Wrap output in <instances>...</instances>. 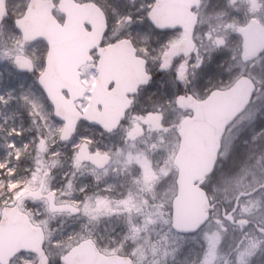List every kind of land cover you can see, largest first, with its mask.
<instances>
[{
    "label": "snow or ice",
    "instance_id": "obj_1",
    "mask_svg": "<svg viewBox=\"0 0 264 264\" xmlns=\"http://www.w3.org/2000/svg\"><path fill=\"white\" fill-rule=\"evenodd\" d=\"M78 2L103 17L82 94L24 31L31 0H0V64L31 80L0 72V264H264V0ZM121 51L134 76L107 78Z\"/></svg>",
    "mask_w": 264,
    "mask_h": 264
},
{
    "label": "water",
    "instance_id": "obj_2",
    "mask_svg": "<svg viewBox=\"0 0 264 264\" xmlns=\"http://www.w3.org/2000/svg\"><path fill=\"white\" fill-rule=\"evenodd\" d=\"M51 5V4H50ZM48 8V5H47ZM39 9V8H38ZM40 10H45V8H41ZM37 13V11H35ZM180 14V9L175 6V0H165L164 6L160 8L159 15L161 19H167L173 16H176ZM35 17L31 15L30 17H27L24 20L23 23V29L24 31L28 32H34V38H51L56 41L57 45H60V42L58 43V38L62 35V29L59 27L57 22L54 20V18L51 15V11L48 9L47 13L41 14L40 18L37 19V25H33V20ZM64 30V29H63ZM253 31H249L248 36L246 38V45L248 48L252 47V45L255 42L256 36L255 33L252 34ZM123 51L119 53H110L109 56L107 57L106 60V77L107 78H115L119 77L120 79L122 78L123 70L128 69V67L131 65H125L122 66L120 62L124 60H128L127 55H121ZM59 60V58L57 57ZM57 61V60H56ZM128 62L129 61H125ZM124 63V62H123ZM57 70L52 74V80L53 82L56 81L58 75L56 74ZM69 76L70 79L74 78V73L73 70L71 69L69 71ZM122 80V79H121ZM103 90H102V85H100L99 88H97L94 92V100L93 103L96 101H103ZM109 98L106 96V100ZM109 102L115 104L116 102L114 100H109ZM199 133L194 131L193 132V137L196 138L198 137ZM193 155H196V145L194 143L193 145ZM14 223V221H13ZM89 254L85 253V257H87Z\"/></svg>",
    "mask_w": 264,
    "mask_h": 264
},
{
    "label": "rangeland",
    "instance_id": "obj_3",
    "mask_svg": "<svg viewBox=\"0 0 264 264\" xmlns=\"http://www.w3.org/2000/svg\"><path fill=\"white\" fill-rule=\"evenodd\" d=\"M101 1L106 3V0H101ZM127 7L129 10H133L135 7L134 0H128ZM6 40H7V34L5 33L3 35L2 43L0 44V54H2V52L4 51ZM8 46H10V42H8ZM0 72L4 73L5 79L9 78V76H8L9 72L13 73V76H14L13 82L17 85V92L18 93H19V91H21V88L19 87L20 85H23L24 90H26L28 88L29 84L31 83V80L28 77H26V76L21 77L19 75H15V70L12 69L11 66L6 64V63L0 64ZM8 111H9V113L13 114V119H12V121H10V123L14 122L16 125H20L21 123H23L25 126H27L28 121H27L26 115H24L22 113V111L17 108V105L15 103L11 106V108ZM0 142H2V141H0ZM0 155H3V149L2 148H0ZM70 226H71V221H68L65 224V227H70ZM100 227H101V232H102L104 225H101ZM102 243L107 244L108 243L107 239L103 240Z\"/></svg>",
    "mask_w": 264,
    "mask_h": 264
},
{
    "label": "flooded vegetation",
    "instance_id": "obj_4",
    "mask_svg": "<svg viewBox=\"0 0 264 264\" xmlns=\"http://www.w3.org/2000/svg\"><path fill=\"white\" fill-rule=\"evenodd\" d=\"M25 3V0H7V5H8V9L9 12L13 11L14 9L19 11V5H22ZM57 13V18L59 19V16L61 15L58 11H56ZM60 21V19H59ZM92 68V65L89 64V68L87 69V67H84L82 69V73L85 71V74L89 73L90 70ZM141 103L145 106V107H150L151 106V101L149 99H147V94H145L144 96H142L141 98Z\"/></svg>",
    "mask_w": 264,
    "mask_h": 264
}]
</instances>
